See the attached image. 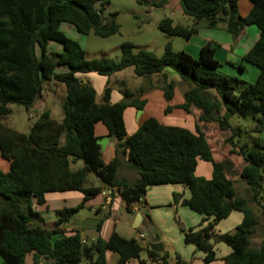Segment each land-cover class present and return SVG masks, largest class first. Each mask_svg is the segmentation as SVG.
<instances>
[{
	"label": "trees",
	"instance_id": "trees-1",
	"mask_svg": "<svg viewBox=\"0 0 264 264\" xmlns=\"http://www.w3.org/2000/svg\"><path fill=\"white\" fill-rule=\"evenodd\" d=\"M111 0H0V163L9 166L5 171L0 165V256L2 264H27L26 257L35 254L50 258L55 264H107V252L117 253V264L139 258L146 251L149 261L168 263V253L160 254L149 247L143 248L135 238L126 239L116 232L108 241L98 238L86 243L77 232L53 242L59 227L68 222L84 207V203L101 193V188L85 189L89 174H95L109 187L116 189L131 211L134 204L145 198L154 186L183 185L191 192L184 203L196 213L213 221L203 230H183L187 244H193L204 254L209 264L217 259L211 240L222 242L232 252L225 257L227 264H264V237L260 245L252 240L258 229L264 233V0H251L249 15L239 13L240 0H181L186 16L194 20L192 26L175 24L171 18L162 19L158 28L167 36L190 39L200 26L208 29L224 27L235 39L251 25L260 31V38L238 65L260 70L254 83L220 71L214 43L200 50L199 58L186 52H176L168 43L159 57L154 51L136 48L131 42L120 46L119 60L100 56L89 59L87 52L76 40L61 30L64 23L72 24L83 35L108 38L118 35V13L105 14ZM139 4L164 6L163 0H137ZM51 42L60 43L62 52H49ZM39 51V53H38ZM67 68V72H58ZM133 68L137 77L161 79L141 87L138 94L121 87L123 99L111 103L113 87L108 81L103 102L97 103L92 85H82L80 74L96 73L112 77ZM172 69L184 86L185 102L181 109L190 113L192 108L201 111L200 123L216 124L229 132L227 142L231 153L244 160L238 173L229 158L216 161L205 134L165 126L150 118L131 136L127 135L124 113L128 107L143 110L145 101L139 98L151 88L163 91L170 102L176 83L163 72ZM63 85L66 95L61 107L62 124H57L50 110L43 111L28 133L19 132L5 124L13 114V105L31 111L42 95L45 84ZM168 106L165 113L172 112ZM234 116L252 118V132L257 136L254 144H240L243 131L233 127ZM103 123L109 135L120 142L117 157L110 164L103 159L102 147L95 135V125ZM66 136L65 148L58 146ZM128 156V162L139 177L134 182L119 179L121 162L119 154ZM75 156L70 158L69 156ZM213 164L211 180L195 175L198 161ZM82 161L83 168L72 171V163ZM239 174L247 185L246 197L238 195L231 175ZM79 191L84 202L74 208L57 211V228L48 231L44 220L34 210L35 203H45L46 195L55 192ZM176 199V196H175ZM259 214L257 215L255 208ZM233 211L244 214L243 222L231 233L217 234L215 227ZM101 223L98 225L100 230ZM141 264H146L142 261ZM175 264H186L177 260Z\"/></svg>",
	"mask_w": 264,
	"mask_h": 264
},
{
	"label": "crops",
	"instance_id": "crops-1",
	"mask_svg": "<svg viewBox=\"0 0 264 264\" xmlns=\"http://www.w3.org/2000/svg\"><path fill=\"white\" fill-rule=\"evenodd\" d=\"M115 2H124L125 5L128 6L127 9L133 11L131 15L134 17L138 16L135 11L136 9L139 10V7L133 0H111L105 14L113 13L114 10H116V8H113L115 7ZM165 3L171 6V0H165ZM174 5H176L177 12L168 16V18H171L175 24L192 26L194 20L184 14L179 0H174ZM238 6L239 13L241 16L245 17L251 12L253 3L251 0H240ZM131 15L124 18L121 16L117 17V23L120 26L118 35L108 38H101L92 34L86 35V44L82 47L87 52V57L93 59L100 56H107L119 60L121 57L120 46L125 42H131L136 48L154 51L159 57L164 54L166 45L170 43L174 51L186 52L197 59L200 56V50L203 46L208 43H214L216 48V59L221 63V71H223L224 74L239 77L249 83H254L260 75L259 68L250 64L245 65L244 71L238 69V65L241 64L243 57L260 38V31L254 25L246 27L236 39L224 27L208 29L203 25L200 26L197 34L190 39H184L182 37H170L164 34L158 28L159 22H156V28L154 29H143L142 27L144 24L143 26L139 25L138 19L133 18ZM65 24L68 23L62 24L61 30L80 43V39L76 35L77 31L72 29L74 26L70 27ZM57 44H53L52 42L49 44L48 48H53L50 52L60 53L63 51L62 45L60 43ZM67 71V68H60L58 70V72ZM163 74L167 76L169 80L176 83L173 99L167 102L163 91L159 88L147 90V92L142 94L139 98L146 103L142 114H140L139 110L135 107H128L125 110L124 120L127 135H133L143 123L150 118H155L165 126L181 127L193 133L197 132V126H199L212 148L213 156L216 161L229 158L235 163L238 157L241 158L242 165L244 166L245 162L242 157L238 155L233 158L229 157V149L225 144L226 138L224 135L227 132L221 131L214 123H200L199 117L201 111L198 109L192 108L191 112L188 113L180 108L185 102V89L177 73L173 70H165ZM161 77L162 75L152 76L150 78L137 77L134 73V69L128 68L110 78L100 76L96 73L80 74L79 80L84 86L92 85L94 87L97 95V103L99 104L103 102L104 91L108 81H110L113 87L111 103L115 104L123 99V94L121 93V87H123V85L136 95H139L138 92L141 87L146 88L152 83L156 84ZM65 95L66 93L63 85H56L54 83L45 84L41 97L31 110L32 115L37 119L38 115L43 111L50 110L51 116L56 123L59 125L62 124L64 113L61 102ZM51 99L60 106V109L55 111L52 110L49 102ZM16 106L19 107L20 105L12 106L13 114L16 112ZM168 106H171L173 110L166 114L165 110ZM12 115L6 119L5 124L19 132L27 133L18 127L20 119L10 121ZM95 135L98 139L108 138L107 146L105 151L102 150V153L104 162L110 164L112 160L117 157L116 150L120 141L111 137L106 126L101 122L95 125ZM260 139L264 143V132L261 134ZM58 146L60 148H65V135L60 137ZM216 148H219V150L221 149L220 152L222 154L219 153ZM69 157L72 159L75 156L71 155ZM118 158L121 162L118 170L119 179H126L129 182L136 181L139 175L130 167L128 156L122 153L118 155ZM0 165L5 171L9 170L7 164L1 162ZM242 165L238 168V173L243 168ZM83 166V162L79 161L72 163L70 168L72 171H77L83 168ZM195 175L199 178L211 180L213 177V164L211 162L199 160ZM238 177L236 176L235 178ZM235 178L232 180L235 181ZM243 184L246 186L247 191V185L245 182H243ZM83 187L85 189L91 187L101 188V193L88 199L80 211L74 214L68 222H65L59 227L58 233L54 234L52 237L53 242L64 236H72L77 232L82 235L86 243L96 241L98 238L108 241L113 233L116 232L123 238L137 239L143 248L149 247V243H161L163 245V251L158 253H168L169 257L167 264H175L179 259L186 262V264H207L204 262V254L199 251L195 245L185 242L183 230H203L213 221V217L207 218L200 215L184 203L186 200L190 199L191 192L183 185L176 184L151 187L145 198L134 204L131 211L127 210L126 203L119 192L109 187L95 174H89L87 183ZM83 202L84 194L79 191L48 193L45 203L41 205L35 203L34 210L43 218L45 229L53 231L57 228V211L80 206ZM243 220L244 214L242 212L233 211L228 218L219 222L215 227V233H228L233 227L236 229ZM100 223L101 227L100 230H98L97 228ZM141 237H144V239H141ZM212 245L215 246L217 259L209 264H227L224 259L231 254V248L222 242L216 241H214ZM106 256L107 264H117L118 255L116 256L114 252L108 251ZM142 261H145L146 264H164L161 262L155 263L149 261L146 251L142 252L139 258L131 259L125 264H141ZM26 263L55 264L52 259L44 256L38 257L36 263L34 253L27 255ZM0 264H2L1 256ZM80 264H90V262L84 260Z\"/></svg>",
	"mask_w": 264,
	"mask_h": 264
},
{
	"label": "rangeland",
	"instance_id": "rangeland-1",
	"mask_svg": "<svg viewBox=\"0 0 264 264\" xmlns=\"http://www.w3.org/2000/svg\"><path fill=\"white\" fill-rule=\"evenodd\" d=\"M115 1V0H112ZM135 1V3L137 4V6L139 7V10L136 9V14H138V16L134 17L131 14L133 13V11L128 10V6L125 5L124 2H115L113 8H116V10H114V12L118 13V16L121 17H127V16H132L135 19H138V23L139 25L144 24V26L142 27L143 29L147 28L149 30L156 28V22H160L162 19L167 18L168 16H170L171 14H174L177 12L176 10V5H174V0H171V6H168V3H165L164 6L161 7H154L151 5H147V4H139L138 2H136L137 0H133ZM160 1V0H159ZM165 1V0H163ZM179 4L182 7L181 4V0H179ZM167 5V6H166ZM139 11V12H138ZM117 16V17H118ZM177 22V21H176ZM65 25H69L70 27H73L72 24H65ZM72 25V26H71ZM138 25V24H137ZM139 28V27H138ZM74 31H77L75 27L72 28ZM77 36L80 39V45L81 46H85L86 44V40H87V36L80 34L78 31L76 32ZM67 37L73 39L69 34H65ZM76 40V39H73ZM77 41V40H76ZM53 44H57V42H52ZM59 45V44H57ZM49 47V46H48ZM53 48H48V51L50 52ZM133 69V68H131ZM168 71H172V69H167ZM221 71V68H220ZM223 72V71H221ZM50 106L52 108L53 111L60 109V106L54 102L53 99H51L50 101ZM12 118H10V121L13 120H17L20 119L19 123H18V127L22 130H24L25 132L28 133L29 128L33 125V123L36 120V117H34L32 115L31 111H27L24 107H18L16 106V112L15 114H13L11 116ZM230 123L233 127H239L242 129L243 131V136L241 138L240 144H244L247 143L250 146H252L254 144V138L256 139L257 136L252 132L253 128H254V122L252 120V118L248 117V118H244L241 116H234L231 120ZM217 126V125H216ZM225 135L226 141L225 144L229 149V157L233 158V157H237V155L232 154L231 153V145L227 142V139L230 137V133L227 132ZM218 150L219 153H221V149L219 150V148H216ZM222 154V153H221ZM241 158L237 157L236 162L234 163V169L237 171L239 167H241L242 162H241ZM243 166V165H242ZM238 172V171H237ZM232 179H234L236 176L238 177L239 175H231ZM235 185H236V189L238 192V195L241 197H246L247 199H249L247 192H246V186L243 184L242 180L240 179V177L235 178ZM264 186V183H263ZM252 206L255 208L256 210V214H259V211H257V207L255 205L252 204ZM77 213V212H76ZM75 213V214H76ZM231 230V229H229ZM235 230V227H233V229L231 231H229L228 233H231ZM264 237V233L262 232V230L259 228L258 231L256 232V234L253 237V244L254 245H260L262 239ZM115 255L117 256V253H115Z\"/></svg>",
	"mask_w": 264,
	"mask_h": 264
},
{
	"label": "water",
	"instance_id": "water-1",
	"mask_svg": "<svg viewBox=\"0 0 264 264\" xmlns=\"http://www.w3.org/2000/svg\"><path fill=\"white\" fill-rule=\"evenodd\" d=\"M139 113L142 114L143 110H139ZM98 144L102 147V150L105 151V148L108 143V138L98 139ZM211 244H214V240L210 241ZM149 247L151 250L155 252H162L163 251V245L161 243H149Z\"/></svg>",
	"mask_w": 264,
	"mask_h": 264
},
{
	"label": "built area",
	"instance_id": "built-area-1",
	"mask_svg": "<svg viewBox=\"0 0 264 264\" xmlns=\"http://www.w3.org/2000/svg\"><path fill=\"white\" fill-rule=\"evenodd\" d=\"M143 200V198L141 199V201ZM141 239H144V237H141Z\"/></svg>",
	"mask_w": 264,
	"mask_h": 264
}]
</instances>
